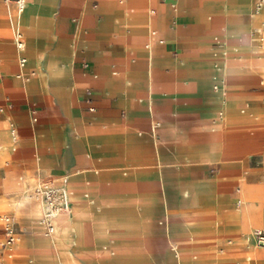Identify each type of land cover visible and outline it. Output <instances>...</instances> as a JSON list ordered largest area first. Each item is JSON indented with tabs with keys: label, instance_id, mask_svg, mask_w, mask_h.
<instances>
[{
	"label": "crops",
	"instance_id": "1",
	"mask_svg": "<svg viewBox=\"0 0 264 264\" xmlns=\"http://www.w3.org/2000/svg\"><path fill=\"white\" fill-rule=\"evenodd\" d=\"M254 2L26 0L21 13L19 0H0V213L20 236L0 264H215L200 239L225 247L264 227V177L247 181L264 174V154L229 156L247 130L264 141ZM218 34L249 40L250 53ZM62 178L71 211L47 239L23 195ZM232 180L244 183V210Z\"/></svg>",
	"mask_w": 264,
	"mask_h": 264
},
{
	"label": "rangeland",
	"instance_id": "2",
	"mask_svg": "<svg viewBox=\"0 0 264 264\" xmlns=\"http://www.w3.org/2000/svg\"><path fill=\"white\" fill-rule=\"evenodd\" d=\"M246 10L248 11V15H249L250 14V6ZM263 10H264V7H263ZM261 15L262 14L257 15L255 17V19H258ZM217 37L223 41L225 48L227 46L230 48V43L233 44L234 42H236V43H238V46L236 49L240 50V52H242L244 54L250 53L249 51L245 50V48H246L245 45H248V43H249V40H247V39H244V40H242L243 42H241V40L239 39L240 37L236 36V35L232 36V38H229V37H224V35L218 34ZM253 39H254V37H253ZM262 39H264V34H260L257 36V40H258V42H260V44L261 43L264 44V42H261ZM242 45H244V46H242ZM25 69H26V65H25V67H22V72H19L22 75V77L20 78L21 80H29V77H27V74L25 73ZM240 137H243L244 139L246 138L247 141L240 144V142H238L240 140V138H237V140H236V136L233 137V141H230V143H229V148L231 149V154L229 155L230 159H237V158L245 155V153L248 156L256 155L259 157H261L264 154V141L255 140V138L257 137V133L255 131L247 130V131L243 132ZM251 176H252V174L249 177H251ZM249 177L247 179V181L249 183L253 180V181H255V184H258V182H260L262 180V178L264 177V174L259 175V177H257V176L256 177L252 176L251 178H249ZM38 184L39 183H36L32 188L25 191V193L23 195V198L25 200L24 202L29 201V199L27 198V196H28V197H30V199L32 201L38 203L33 197V191ZM243 184L244 183L239 181V180H232L231 186L229 187V190L232 193L233 198H234L233 206L235 208H237L236 203L239 202L240 200L246 201V204L243 207L237 208L238 210H244L251 203V201H249V198H247L246 191H245ZM237 187L240 188V191H241L240 194H237V192H236ZM244 195H246V198H244L245 197ZM0 201L2 202L1 199H0ZM232 210L233 209H231V211ZM5 216H9V215H7V213H0V228L3 227L2 218H4ZM38 224H39V221H38ZM256 230H264V227L254 226L253 228H251L250 230H248V232H246L244 234H241V235L236 236V237H227L224 240L226 243L225 247L220 246L221 243L219 242V240L217 238H213V239L202 238V239H200V244H201L200 249H199V251L201 252L200 256L203 258H207L208 256L219 257V260H217L215 262V264H242L240 262V260H237L234 258V256H235L234 254H238L241 251L242 252L243 251H246V252L250 251V254L252 256H255V254L256 255L262 254V251H260V248L257 246V244L255 243V241L253 240V237H252L253 232ZM57 231H58V228H56L55 234L57 233ZM44 233L46 234L45 230H44ZM19 239H20V236L18 235V240L16 243H18ZM47 239H51V238H47ZM238 241L244 243V246H241V245L239 246L237 244ZM3 242H4V240L0 239V250L1 249L3 250V247L1 246ZM16 245L14 246L13 256L16 252V250H15ZM229 247H233V249H232L233 251H228L227 249ZM231 254L233 255L232 257H231ZM203 264H207V262L203 263ZM247 264H264V258L254 259L251 262H248Z\"/></svg>",
	"mask_w": 264,
	"mask_h": 264
},
{
	"label": "built area",
	"instance_id": "3",
	"mask_svg": "<svg viewBox=\"0 0 264 264\" xmlns=\"http://www.w3.org/2000/svg\"><path fill=\"white\" fill-rule=\"evenodd\" d=\"M20 7H24L26 0H19ZM264 7V0H255L254 9L256 12H260ZM17 47L20 50H24V38L20 32L16 34ZM26 59L20 61V65L24 66ZM12 138L17 140L16 130L12 129ZM67 184L66 178H62L60 183L56 180H48L40 182L33 191L34 199L41 206V218L40 224L43 226L47 235H51L55 232L57 218L69 210V200L65 193V185ZM237 194L241 191L238 189ZM239 207L243 205V201H239L237 204ZM4 242L2 243L3 249H7L16 244L18 240V233L15 220L12 216H5L2 218ZM253 240L257 246L261 249L264 248V230H256L253 232Z\"/></svg>",
	"mask_w": 264,
	"mask_h": 264
},
{
	"label": "bare ground",
	"instance_id": "4",
	"mask_svg": "<svg viewBox=\"0 0 264 264\" xmlns=\"http://www.w3.org/2000/svg\"><path fill=\"white\" fill-rule=\"evenodd\" d=\"M23 10H24V7H20V12L22 13L23 12ZM263 10V9H262ZM261 10V11H262ZM261 11L260 12H256L255 11V9H253V14H255V15H259V14H261ZM254 37H255V33H254ZM262 42H264V40H261ZM24 49H25V45H24ZM23 67H25V65L23 66ZM215 89H217V91L220 89L219 88V86L217 85L216 87H215ZM65 193H66V195H67V198H68V200H69V204L71 205V202H70V193H69V191L65 188ZM27 198L29 199V200H31L30 199V197H28L27 196ZM70 205H69V210H68V212L69 211H71V207H70ZM40 206V205H39ZM68 212H65V213H63V214H61L58 218H57V221H56V224H57V222L60 220V219H62V218H64V214H66V213H68ZM41 218V206H40V217H39V219ZM60 222V221H59ZM39 225L41 226V224H40V220H39ZM41 228H42V234H43V236L44 237H46V238H50L51 236H54V234H55V232L53 233V234H51V235H47V234H45L44 233V228H43V226H41ZM56 229V228H55ZM56 231V230H55ZM16 245V244H15ZM15 245H13L12 247H10V248H7V249H4V252H6V254H7V256L8 257H12V252H13V250H14V246Z\"/></svg>",
	"mask_w": 264,
	"mask_h": 264
}]
</instances>
